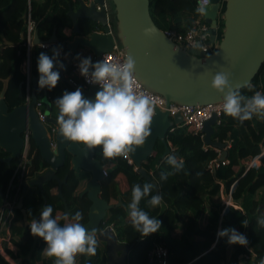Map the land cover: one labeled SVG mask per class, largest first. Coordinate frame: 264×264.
Returning a JSON list of instances; mask_svg holds the SVG:
<instances>
[{"label":"trees","instance_id":"obj_1","mask_svg":"<svg viewBox=\"0 0 264 264\" xmlns=\"http://www.w3.org/2000/svg\"><path fill=\"white\" fill-rule=\"evenodd\" d=\"M198 0H149L150 16L154 24L162 31L169 29L184 32L193 25L198 16L196 12ZM77 7L74 0H0V80L9 78L8 89L4 100L9 111L23 105L24 80L21 64L25 59L23 44L24 25L26 14L38 23L37 32L41 40H48L55 31L58 43L49 49H40L35 46L31 53L32 76L37 77V58L41 52L49 57L53 49H64V42L72 40L64 34L65 29H71L73 24L68 16L69 7ZM81 36H87L95 24L86 20L77 21ZM221 36V32L219 37ZM4 42L10 43L5 46ZM64 51V50H63ZM66 51V50H65ZM59 62L64 65V75L68 76L70 67L66 59L59 55ZM61 72V69H59ZM264 64L258 74L251 81V90L248 87L240 89L241 94L251 96L256 91L264 93ZM22 86L23 97L19 98V85ZM65 86V89L62 88ZM2 83L0 81V91ZM73 90L64 85L59 79L57 86L49 91L47 88H36L38 98L47 96L52 107V113L58 109L54 101L62 96V92ZM257 119V120H256ZM252 120L255 122L252 123ZM231 140L227 149L228 164L220 166L211 172L208 168L210 161L217 158L215 149L205 146L199 136L187 133L186 129L177 126L166 135V142L170 153L175 154L184 163L183 169L168 175L161 180L162 173L174 170L162 158L164 147L157 141L153 154L142 163V168L151 176L158 186L163 205L160 209L150 207L147 197L140 202V208L148 212L150 217H156L161 222L158 232L141 238L132 227L127 204L131 202L132 187L139 184L141 187L148 183L140 178L122 157L105 158L101 154V147L94 149V158L107 172V177L100 183V197L109 204L117 205L121 199L122 206H115L107 212L102 228L112 226L117 239L131 247L127 256V264H147V253L154 243H162L168 250L169 264H240L239 257L247 251L240 245H229L227 237L217 238V233L225 228H233L239 233H246L248 245L256 255L258 262L264 258V226L257 221L264 218V155L259 158L260 165L246 170L251 160L259 155L264 148V119L253 117L240 121L222 115L220 124L215 125L211 135L212 141L224 142ZM31 163L28 176L34 179L44 172L48 166L40 157L38 149L31 140ZM7 154L0 149V158ZM17 161L13 160L10 166L0 163V191L5 192L11 179ZM239 169V171H238ZM60 180L66 178L62 186V195L66 201L69 216L64 215L62 200L57 196V183L50 181L43 186L45 204L36 186L29 187L23 198V209L26 211L29 225L33 220H39L42 208L47 204L53 208L52 217L63 226L71 221V216L80 211L83 225L87 222L90 202L79 191L86 184L89 174L71 169L69 159L57 171ZM224 184V193L227 195L231 185L235 183L230 197L240 207L229 206L224 208L220 203L219 183ZM15 189L12 190L13 196ZM21 193V191H20ZM151 195H155L152 190ZM20 196V194H19ZM2 198H0V207ZM57 214H60L57 217ZM247 221V227L241 222ZM29 225L25 226L22 214L14 210L11 225V242L17 252H10L13 260H21L20 264H53L52 258L43 255L46 244L42 238L31 235ZM214 245V247H213ZM78 264H106V248H101L98 242L95 256L78 258ZM225 262V263H223ZM0 264H9L0 257Z\"/></svg>","mask_w":264,"mask_h":264},{"label":"water","instance_id":"obj_2","mask_svg":"<svg viewBox=\"0 0 264 264\" xmlns=\"http://www.w3.org/2000/svg\"><path fill=\"white\" fill-rule=\"evenodd\" d=\"M76 8L69 7L68 16L72 21V32L81 35L78 28V20L92 22L102 31L92 33L86 38L76 39L66 48L76 51L79 48H87L94 57V63L100 61V56L109 52L114 44L120 46L125 57L130 55L135 60V78L147 90L164 98L166 106H205L222 101V94L216 93L210 88L212 77L218 72L230 74V83L233 90L236 87L246 88V85L258 74L264 64V0H210V9L203 16L204 22L210 27V42H217V47L208 56L196 50H183L170 40L163 31L152 21L149 11V0H74ZM100 7L97 10L96 7ZM113 17V35L108 27V20ZM112 22V20H111ZM222 26L221 36L218 38V30ZM154 27L155 33L146 37L143 34L145 28ZM57 44L55 31L50 39L44 41L34 32V45ZM5 46L10 43L4 42ZM3 48H0L2 52ZM38 78L32 77L30 89V101L14 107L9 111L4 97L8 89L9 78L0 80V148L7 157L0 158V163L10 166L13 160L20 161L23 148L22 134L27 129L30 131L31 140L38 149L42 161L48 168L39 173L34 179L24 182L16 204V210L22 214L24 225H29L26 211L23 209V198L29 187L39 188L44 204L45 196L43 186L50 182L57 183V196L62 200L63 216H69L68 207L62 195V186L66 184V178L60 180L57 171L69 159L71 169L84 171L89 174L81 196H86L90 202L87 214V222L84 224L88 231L96 230L97 241L105 245L106 264H127V256L131 247L118 241L112 226L102 228L107 212L115 206H122L121 199L117 205L109 204L100 197V183L104 180L102 165L94 158V149L84 150V146L65 141L56 131L54 136V148L47 136V125L57 129L56 117L52 114L50 102L45 101V124L38 120L34 110L38 100L36 88ZM60 79L73 91L77 86L65 77L63 70ZM264 83V74L262 76ZM23 84L19 85V98L23 97ZM99 87L82 89V94L87 99H94ZM63 94V92H62ZM155 115L150 125L151 134L144 145L138 146L136 151L129 154L140 178L153 184L155 195L159 194L158 186L150 175L142 168V163L152 156L157 141L163 147L162 158L170 153V147L166 142L167 133L173 128L183 124L180 114L172 117L165 111L154 110ZM216 116H212L203 127V143L206 146L221 152L218 161L226 159V143L212 141L211 135L216 124ZM243 125L244 122H241ZM2 197L0 191V198ZM85 256V254H77Z\"/></svg>","mask_w":264,"mask_h":264},{"label":"clouds","instance_id":"obj_3","mask_svg":"<svg viewBox=\"0 0 264 264\" xmlns=\"http://www.w3.org/2000/svg\"><path fill=\"white\" fill-rule=\"evenodd\" d=\"M210 9V0H198L196 12L205 16ZM155 33L154 27L145 28L144 36L150 37ZM196 48L202 47L199 43ZM59 51L53 49L49 57L41 52L37 58L38 88L49 91L54 89L60 79V71L64 67L59 62ZM77 65L79 74L90 85H98L94 99L83 96L81 88L75 91H65L61 97L54 101L58 109L56 117L57 133L65 141L84 146V150L91 151L97 146L101 147L103 157L128 158L130 153L136 151L138 146L144 145L146 138L151 134L150 125L154 112L153 99L138 92L135 88V60L127 55L122 62H106L105 60L93 63L91 57L80 58ZM249 90L252 85H246ZM210 88L222 94L221 111L224 115L240 122L252 119L254 116L264 119V93L254 92L251 96L241 94L240 88L233 90L230 83V74L216 73L210 82ZM165 162L174 170L162 173L161 180L167 179L184 167L182 159L169 153ZM152 183H145L142 187L136 184L132 187L131 202L127 204L128 216L132 227L141 238L156 233L161 228V222L156 217H150L148 212L140 208V202L147 198L150 207L161 204L162 196L151 195ZM53 208L45 205L39 215V220H33L29 225L31 235L42 238L46 244L43 249L49 257H55V264H75L77 254L95 256L97 251L96 230L88 231L80 223L83 215L76 211L71 221L61 226L57 219L52 217ZM264 226V218L257 221ZM242 227L248 222L242 221ZM227 237L229 245L247 246L245 235L233 228L218 231L217 238ZM264 264V258L260 260Z\"/></svg>","mask_w":264,"mask_h":264},{"label":"built area","instance_id":"obj_4","mask_svg":"<svg viewBox=\"0 0 264 264\" xmlns=\"http://www.w3.org/2000/svg\"><path fill=\"white\" fill-rule=\"evenodd\" d=\"M90 1V0H87ZM106 1V0H105ZM198 4V3H197ZM97 10H100V7H96ZM110 19L112 20L111 16ZM111 20H108V27L110 29V33L113 35V25ZM38 23L31 19L30 14H26L25 25H24V35H23V44L22 46L25 48V59L21 64V71L25 77L24 80V91H25V102L29 103L30 101V89H31V53L34 45V32L37 31ZM222 26L220 23V28L218 30V38L221 32ZM101 33L102 31L98 26L87 35L90 36L92 33ZM165 37L182 48L183 50H196L202 53L205 56L211 54L215 48L217 47V42H210V27L208 24L204 22L203 16L199 15L194 19L192 27L187 29L184 32H177L175 30L169 29L163 31ZM84 38V36H81ZM86 38V36H85ZM66 42V41H65ZM64 42V43H65ZM199 43L202 47L196 48L195 45ZM55 44H40L37 45L40 49H49L52 48ZM59 51V55L63 56L64 59L67 60L68 65L70 67L69 75L65 76L74 86L80 87L82 89H87L88 87H99L98 85H90L86 82L85 78L79 74L78 71V63L79 60L75 59L77 55H75L72 51H63L62 49H57ZM63 52H66L65 54ZM100 61L105 60L106 62H122L125 58V53L123 49L118 46L116 43L112 47L109 52H106L100 56ZM94 59V57H93ZM94 62V60H93ZM135 88L138 92H143L144 94L150 96L154 101V110L159 109L160 111H167L169 116L172 117L176 114H180L183 119V124L179 125L186 129L187 133L192 134L194 136H199L203 141V127L206 121H208L213 115L216 116L217 121L215 125L220 124V119L223 115L221 111V102L216 104H209L205 106H178V105H169L166 106V102L163 97L158 94L152 93L146 88H144L135 78ZM45 101L49 102V98L47 96H43L38 98L35 103L34 110L37 114L38 120L45 124L46 121V106ZM47 136L50 139V143L52 148H54V136L56 134V127L52 125H47ZM23 138V148L20 155V161L17 162V166L14 170V173L11 179L8 182L7 188L5 192L2 194V205L0 207V257L7 261L9 264H12V259L7 253L6 248L10 250L12 247L11 242V225L12 220L14 218V210H16V204L19 199V194L21 191V186L24 182L30 180L28 176L29 165L31 163V134L29 130H25L22 134ZM223 143H226V148L230 147L231 141L227 140ZM206 146V145H205ZM209 147V146H208ZM225 148V149H226ZM214 149V148H213ZM218 153L216 159L212 160L208 164V168L211 172H215L217 168L220 166H225L228 164V161L225 159L223 161H218L219 150L215 149ZM264 155V149L261 153L254 157L251 162L247 165L246 170L254 167L256 163H258L259 158ZM123 158V157H122ZM129 165L133 167L135 171L137 168L134 167L132 161L129 156L127 159L123 158ZM104 178L107 177L106 170H103ZM15 189L13 196H11L12 190ZM228 207V206H227ZM246 236L247 234L244 233ZM248 240V239H247ZM214 247V246H213ZM247 251L243 255L239 257L240 264H260L257 261L255 253L252 251L250 246H243ZM147 264H169V254L167 248L160 242L154 243L150 250L147 253L146 257ZM192 262L184 263V264H192Z\"/></svg>","mask_w":264,"mask_h":264},{"label":"crops","instance_id":"obj_5","mask_svg":"<svg viewBox=\"0 0 264 264\" xmlns=\"http://www.w3.org/2000/svg\"><path fill=\"white\" fill-rule=\"evenodd\" d=\"M96 26V25H95ZM64 34L66 35V36H68V37H73L72 38V40H68L67 42H65L64 43V51L66 50H68L67 48H66V46L67 45H69V44H71L72 42H74L76 39H78V38H81V35H76V34H74L73 32H72V28L71 29H65L64 30ZM50 39V38H49ZM70 51V50H69ZM75 55H77V54H79V56H80V58H86V57H91V60H92V62H93V56H92V53H91V51L89 50V49H87V48H79V49H77L76 51H72ZM64 54L66 53V52H63ZM64 56V55H63ZM65 57V56H64ZM94 63V62H93ZM32 69H31V79H32ZM63 83V82H62ZM64 85H66L65 83H63ZM25 88V87H24ZM63 90L65 89V86L62 88ZM24 96H25V91H24ZM43 97V96H42ZM56 114H58V112L56 113ZM257 120V119H256ZM255 121L254 120H252V123H254ZM227 140H230L229 138L228 139H226L225 141H227ZM231 141V140H230ZM231 145V144H230ZM230 148V147H229ZM1 149V148H0ZM227 149L228 148H226L225 150H226V152H227ZM264 149V148H263ZM262 149V150H263ZM2 150V149H1ZM3 151V150H2ZM219 156L221 157V152H219ZM258 156V155H257ZM226 158H227V155H226ZM260 165V163H259V160H258V163H256L255 164V166H254V168H257L258 166ZM238 171H239V169H238ZM89 178H87L86 180H88ZM87 182V181H86ZM219 183V193H220V196H219V199H220V203H221V205H224V208H227V206L229 207V206H234V207H238L239 209H240V207L239 206H237L236 204H238V203H240L241 202V200H239L238 201V203H234V201H232V199H231V197H230V194H231V191H232V189H233V187H234V185H235V183L236 182H234L232 185H231V187L229 188V191H228V194L226 195L225 193H224V184L222 183V182H218ZM84 188H85V185H84V187H81L80 188V192H82L83 190H84ZM1 194H3L2 192H1ZM163 207V205L162 204H160V205H158V206H156V208L155 209H160V208H162ZM59 215L60 214H57V217H59ZM24 222V221H23ZM100 243V247L101 248H105V245L103 244V243H101V242H99ZM214 246V245H213ZM6 250H7V253H8V255L10 256V258L12 259V256H11V254H10V252H13V253H16L17 252V248L12 244V247H11V249L9 250L8 249V247L6 248ZM43 255L45 256V257H47V258H52V257H49V256H47L46 254H45V252L43 253ZM79 257H81V256H76L75 257V264H78L79 263V260H78V258ZM55 257L54 258H52L51 260H53L54 262H53V264H55ZM12 262H14V263H16V264H20V262H21V260H13L12 259Z\"/></svg>","mask_w":264,"mask_h":264},{"label":"flooded vegetation","instance_id":"obj_6","mask_svg":"<svg viewBox=\"0 0 264 264\" xmlns=\"http://www.w3.org/2000/svg\"><path fill=\"white\" fill-rule=\"evenodd\" d=\"M52 114H53L54 117H57V115H58V114H56V113H54V112H53Z\"/></svg>","mask_w":264,"mask_h":264},{"label":"rangeland","instance_id":"obj_7","mask_svg":"<svg viewBox=\"0 0 264 264\" xmlns=\"http://www.w3.org/2000/svg\"><path fill=\"white\" fill-rule=\"evenodd\" d=\"M112 24H113V17H112ZM223 263H225V262H223ZM12 264H16V263L13 262ZM225 264H226V263H225Z\"/></svg>","mask_w":264,"mask_h":264}]
</instances>
